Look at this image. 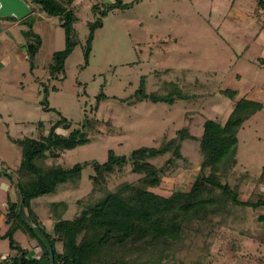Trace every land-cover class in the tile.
Masks as SVG:
<instances>
[{
  "label": "rangeland",
  "instance_id": "1",
  "mask_svg": "<svg viewBox=\"0 0 264 264\" xmlns=\"http://www.w3.org/2000/svg\"><path fill=\"white\" fill-rule=\"evenodd\" d=\"M112 1L76 0L78 45L66 61L65 75L57 77L50 75L49 65L53 54L65 48L60 21L36 10L22 20L0 18V163L17 171L22 151L9 137L46 136L60 120L58 113L72 123L69 130L58 128L65 135L82 128L86 119L93 121L89 144L65 152L58 160H47L49 165L90 163L78 188L62 185L55 195L37 201L39 221L48 229L56 222L55 205H61L63 219L73 220L91 201L144 177L134 173L129 162L122 170L115 167L104 173L103 182L94 181L97 175L91 164L107 162L111 150L128 157L137 149L162 148L175 140L172 150L179 145L181 159L169 151L149 162L165 173L158 193L170 196L188 191L203 162L199 139L204 123L224 124L244 97L264 104V8L260 0H122L128 7L103 18L86 65L89 23L100 16L92 7ZM30 29L42 38L33 70L26 59ZM143 79L149 94H167L169 87L163 85L167 82L178 85L188 99L173 106L142 101L131 107L129 102ZM46 89L53 111L43 110L41 104ZM227 89L239 91L236 100L222 94ZM101 93L105 98L98 101ZM41 122L44 126H39ZM238 141L236 173L222 183L238 185L245 201L264 191V181H259L264 172V109L244 123ZM244 173L258 179H239ZM9 199L17 200L15 184L1 176L0 207L5 213ZM261 210L237 208L232 215L227 213L231 216L217 217L199 231L196 227L187 230L184 243L170 256L171 263L261 264ZM22 238L28 240L23 244L31 256H36L38 244L27 235ZM8 249V241L0 243V262L7 259ZM128 257L136 259L137 254Z\"/></svg>",
  "mask_w": 264,
  "mask_h": 264
},
{
  "label": "trees",
  "instance_id": "2",
  "mask_svg": "<svg viewBox=\"0 0 264 264\" xmlns=\"http://www.w3.org/2000/svg\"><path fill=\"white\" fill-rule=\"evenodd\" d=\"M260 1L264 8V0ZM25 2L31 7V15L36 10L60 21L65 32V48L53 54L49 72L52 77L65 75L66 61L78 45L75 29L78 21L75 13L76 0H25ZM126 7L128 5L123 4L122 0L93 5V13L100 16L96 21L89 23L86 65L89 64L95 33L103 27V18L110 12ZM26 34L30 39L26 50L33 70L38 61L42 38L32 29ZM166 83L163 85L169 87L167 94H149L146 92V82L143 79L129 105L133 107L139 102L146 101L158 106H173L178 101L188 99V95L178 85ZM222 94L226 98L236 100L239 91L227 89ZM48 96L46 89L41 104L44 106L43 110L47 112L53 111L49 106ZM104 98L105 94L101 93L98 101ZM263 109V103L244 97L236 102L224 124L214 120H207L204 123L203 135L199 139L203 156L200 173L192 182L190 189L185 192L175 191L170 196L158 193L157 189L160 188L165 173L163 169H158L149 162L169 151L181 159L180 146L172 150L175 140L162 148L137 149L128 157L117 156L114 151H109L107 162L91 164L97 175L92 178L94 181L103 182L104 173L115 167L122 170L129 162L133 164V172L144 177L136 184L126 183L118 190L108 191L103 197L91 201L73 220L63 219L62 213H59L62 211L61 205H55L56 222L51 229L39 221L36 212L37 201L55 195L62 185L78 188L83 170L90 163L86 161L66 166L54 162L49 165L47 160L50 157L58 160L65 152L89 144L93 121L86 119L82 128L65 135L58 133V128L69 130L72 123L58 113L60 120L46 136L39 139L24 137L17 140L9 137L13 144L21 149L22 159L17 171H11L5 162L0 163V177L10 178L15 184L17 194L16 202L12 203L10 199L7 202L6 213L0 209V224L2 223L0 241L7 240L11 251L7 259L0 264H172L170 260L172 252L174 253L180 244L184 243L187 230L196 227V231H199L204 224L212 222L217 217H225L230 212L232 215L237 208L264 207V192L255 193L257 198L251 197L244 201L240 198L238 185L222 183L224 179L229 182L236 173L239 131L246 121ZM41 125L42 122L39 123V126ZM187 136L193 138L189 134ZM172 162L170 160L169 164ZM2 171L10 172L11 176ZM239 179L258 178L251 176L250 173H244ZM260 180L264 181V172L259 176ZM254 198L258 200H253ZM230 214L228 215L231 216ZM17 232H22L37 242L41 250L39 257L31 256L30 252L15 239ZM59 244L62 245L61 250L58 249ZM129 253L137 254L136 259H130ZM259 262L264 263V260L260 259Z\"/></svg>",
  "mask_w": 264,
  "mask_h": 264
},
{
  "label": "water",
  "instance_id": "3",
  "mask_svg": "<svg viewBox=\"0 0 264 264\" xmlns=\"http://www.w3.org/2000/svg\"><path fill=\"white\" fill-rule=\"evenodd\" d=\"M31 12V7L25 0H0V18L13 17L22 20L29 16Z\"/></svg>",
  "mask_w": 264,
  "mask_h": 264
},
{
  "label": "crops",
  "instance_id": "4",
  "mask_svg": "<svg viewBox=\"0 0 264 264\" xmlns=\"http://www.w3.org/2000/svg\"><path fill=\"white\" fill-rule=\"evenodd\" d=\"M263 28H264V26H263ZM26 59L28 60V54H26ZM11 63H13V61H10V63L8 64V65H10ZM1 66H3V65H1ZM0 70H2V68L0 69ZM259 91V90H258ZM260 92H258V94H259ZM248 97H250V96H248ZM247 98V97H246ZM255 98V97H254ZM253 98V100H255ZM257 98V97H256ZM249 100H251V99H249ZM262 192H264L263 190H262ZM0 209H1V207H0ZM259 209H262L261 210V212H263L264 213V207L262 206V207H260V208H258L257 210H259ZM2 210V209H1ZM3 211V210H2ZM4 212V211H3ZM4 218V217H3ZM3 218H2V220H3ZM264 222V221H263ZM264 224V223H263ZM262 227H264V226H262ZM2 228V223L0 224V229ZM19 235H22L21 237H19ZM25 237L26 235L24 234V233H22V232H17L16 233V235H15V239L17 240V241H19L20 243H21V245L23 246V248H25L26 249V247H25V245L28 243V240H26V239H24V241H23V238L22 237ZM32 242H35V243H37L35 240H33V239H30ZM29 240V241H30ZM4 241H7V240H3V241H0V243L1 242H4ZM23 242H24V244H23ZM8 247H9V243H8ZM35 250H38V249H35ZM11 253V251H10V248L8 249V255L6 256V257H8L9 256V254ZM39 254V255H38ZM40 254H41V250H40V248H39V250H38V253L36 254V256L35 257H39L40 256ZM264 260V259H263ZM258 263H259V261H258ZM261 264H264V263H261Z\"/></svg>",
  "mask_w": 264,
  "mask_h": 264
}]
</instances>
